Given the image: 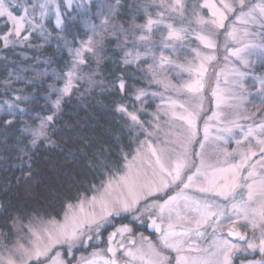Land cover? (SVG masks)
I'll list each match as a JSON object with an SVG mask.
<instances>
[{"label": "rangeland", "instance_id": "374dc122", "mask_svg": "<svg viewBox=\"0 0 264 264\" xmlns=\"http://www.w3.org/2000/svg\"><path fill=\"white\" fill-rule=\"evenodd\" d=\"M118 1L4 0L6 8L12 12L16 19L23 18V29L20 36L16 37L14 33L9 36L10 43L7 46L31 47L34 49V54L18 51L20 60H24L25 63L18 64L0 88V114L26 115L25 112L28 111V108L26 110V103L35 101L34 99L39 95L36 93L35 86L44 85L46 91L39 96L50 105L51 112L44 116H32L37 118L36 122L34 124L25 122L22 131L30 136L31 144H33L34 139L36 141L42 139L51 143L52 141L47 136L49 124L47 117L58 112L59 109L55 107V101L59 99L61 103L62 99L76 87L81 86L85 92L102 88L104 80L99 67L102 44L106 37H111L116 48L120 51L122 61L124 63L128 61L126 64L132 65L138 73L135 77L142 83L140 86H134V98L125 103L128 111L135 112L139 117L142 127L137 126L142 132V136L136 141L133 153L124 157L121 167L115 171V174L122 175L127 170L126 165H131L134 170L142 169L149 154L148 144H152L154 147H165L175 153H182L187 149L188 159L192 166L186 170L185 175H190L195 171V167L200 165L201 157L206 164H212L216 167L226 166L224 163L226 159L229 163H236L239 158L233 159L232 156L226 158L225 152L235 154V150L239 147L236 140L240 139L241 134L236 128H233L232 133L224 132L222 129L232 127L230 121L233 120L244 125L246 129L251 121L244 120L242 117L251 116L256 112L257 107H264L261 104V94L258 91L260 88L259 78L264 77V49L256 47L251 51V54H242L243 60L231 56L230 51L248 43L257 46L264 45V29L259 24H240L235 21L233 16H229V19L225 21L227 27L215 29L213 33L216 48H204L200 41L195 39V35L205 27L200 25L198 20L201 18L211 20V10L204 7V4L213 3L219 8L221 6L220 0H182L185 5L183 17L175 13L166 14L164 24L157 26L151 34V41L142 43L136 40L135 35H133V33L138 32L134 25L146 23L149 15L153 19L158 18L157 14L162 10L159 6L160 0H129V17L125 23H120L116 19ZM250 2L259 3L260 0H250ZM40 5L44 7L41 8ZM64 16L70 20L79 21L84 28L83 37L76 40L65 37L62 30ZM3 18L7 24L4 33L6 35L13 30L14 25L7 16H3ZM49 21L54 23L52 26L57 27L56 31H51ZM167 23L188 30V36L183 41H174L172 42L174 47L169 48L163 47L161 43L162 35L166 34L164 25ZM233 27L237 29L238 41L227 35V32ZM245 30L248 31V36H244ZM89 40L92 42L93 51L91 52L85 50V45ZM50 45L56 49V54L51 55L49 50H46ZM3 46H5L4 40ZM193 48L200 50L202 56L213 55L215 57L210 64L206 65L208 72L204 79V88L197 96L175 91V88L189 79V74L182 71L177 65H186V62L193 60L191 52ZM62 51L66 52L67 60L62 69H59L55 66L54 57ZM78 51L81 53L79 57L77 56ZM161 55L171 60L172 63L160 68ZM80 59H83L84 63H80ZM244 61L247 63L245 64ZM69 73L72 75L69 76ZM27 86L31 88H26ZM66 86L70 87L67 94L63 91ZM214 91H217L221 97L219 106L217 97L213 96ZM140 92H143L144 95L137 100L136 95ZM172 101L183 103L189 111L197 113V134L190 142L187 138L186 125L182 121L172 118ZM177 111L179 114L182 110ZM213 113L217 114L216 118H213ZM157 115L159 120L156 119ZM260 115H264V113L257 114L258 117ZM42 122L46 126L43 128V135L37 137L35 134L40 131ZM130 123L132 124L131 121ZM206 125L209 133L207 140L204 138ZM217 136L222 138L217 139ZM201 144L204 145L203 148L200 147ZM257 171L261 170L258 168ZM246 174V171L242 173V175ZM261 174L264 175V173ZM106 179L107 177L104 180ZM241 182L243 183V181ZM180 187L182 185L179 187L170 185L162 192H154L151 196L140 201L138 211L121 213L115 218L118 220L122 217L125 218L126 215L135 218L141 214H154L163 222V229H166L169 223L167 213H165L164 218H161L158 208H152L150 212H146L144 209L146 206L163 204L169 196L176 195L180 191ZM194 190L188 189L185 192L195 198ZM91 194L90 192L88 195ZM196 194L198 198L202 199L208 196L215 210L222 211L223 215L219 218H211L212 240L208 244L204 242V225L200 229L203 235L198 238V241H193V239L190 241L200 251L188 254L203 257L209 261L221 259L219 256H213L212 253L217 251V245L223 241H229L237 245V248L230 253L231 264H264V253L259 250L262 230L260 228L253 229L247 221L238 218L232 211L233 203H239L247 198V189H237L234 193V200L232 196L225 199L223 196L214 193L202 194L196 191ZM75 203L76 201L73 202V204ZM96 210L99 211V208ZM65 211L66 209L59 218L43 219L62 221ZM191 215L195 216V213ZM113 216L109 217L108 221L112 220ZM31 218L26 221L14 220L11 225V235L0 233V264H7L9 259L19 264L20 255L14 250L18 240L27 243L25 235L27 228L24 227L21 230V225L27 226ZM17 221L19 223H16ZM181 223L188 226L187 220ZM123 226L125 225L116 224L115 229ZM190 226L195 227L194 224ZM231 227L239 228L247 234L244 243L238 244L228 238L226 230ZM177 230H180L179 225ZM127 233H117V241L123 239ZM194 236L195 234L192 237ZM81 239L83 242L78 241L71 247L68 243L53 244L47 254L40 258L41 264H105V261H108L104 251L96 247H89L86 253L75 254L74 250L78 246H84V237ZM91 242L92 240H89L90 245ZM249 243L256 245V247L249 248ZM126 249L158 253V256L153 255L146 257V259H157L161 264H176L177 253L175 250L165 247L161 233L156 241L137 240L135 244L127 245L119 253V262L128 264L130 258L124 254ZM132 264H143V262L136 260L132 261Z\"/></svg>", "mask_w": 264, "mask_h": 264}, {"label": "snow or ice", "instance_id": "6c2138e0", "mask_svg": "<svg viewBox=\"0 0 264 264\" xmlns=\"http://www.w3.org/2000/svg\"><path fill=\"white\" fill-rule=\"evenodd\" d=\"M220 7L216 4L205 3L204 7L211 10L212 19H199L198 23L205 26L195 35V39L200 41L204 48L215 49L216 44L213 41V33L215 29L226 28L225 21L229 16H233L235 21L243 25H257L264 29V0L259 3H252L250 0H220ZM160 8L162 9L156 19L151 15L148 16L146 23L134 25L138 32L133 33L136 40L142 43L151 41V34L156 30V27L164 24V17L168 13H175L181 17L184 15L185 5L182 0H160ZM43 8V5H40ZM43 15V13H41ZM7 16L14 28L12 31L3 36L5 46L10 43L9 36L14 35L19 37L23 29V18L16 19L12 12L8 11L4 0H0V17ZM166 34L162 35L161 43L163 47H174L172 42L183 41L188 36V30L184 28H177L172 23L164 25ZM206 29V30H205ZM227 35L238 41L237 29L231 28ZM248 31H244V36H248ZM27 39V37H25ZM91 40L85 45L86 51H93L91 47ZM264 45L244 44L243 47L235 48L230 51V55L243 60L242 54H251V51ZM193 60L186 62V65H177L182 71L189 74L188 81L182 83L175 88L177 93H188L193 96L199 95L204 88V79L208 72L206 65L210 64L215 57L213 55H201L200 50L193 48L191 50ZM81 53L78 51L77 56ZM80 63H84L80 59ZM126 63L128 61H125ZM163 55L160 56L159 67L163 68L166 64H171ZM246 64L247 61H244ZM243 75L242 73H237ZM72 73H69L71 76ZM70 83V82H69ZM260 88L258 91L261 94V104L264 105V77L259 78ZM119 88L121 92L124 91L125 84L120 82ZM65 94L70 91V87L66 86L63 90ZM144 95L140 92L136 95L139 100ZM213 96L217 97L218 106L221 97L217 91L213 92ZM60 100L55 101V107L59 109ZM171 115L173 119L180 120L186 125L187 138L190 142L196 136V119L197 113L189 111L183 103L177 101L171 102ZM177 110H182L179 112ZM116 111L123 113L131 122V126H141V121L135 112H130L124 105L117 106ZM264 113V107H257L256 112L251 116H243L242 119L251 121L245 129V126L238 123L236 120L230 121L232 127L222 129L224 132L232 133L233 128L239 130L241 137L236 140L239 146L235 150V154L225 152V157L232 156L233 159L238 157L236 163H229L225 160L226 166L216 167L212 164H206L203 157H201L200 165L195 167V171L190 175H185L187 169L192 165L188 159V152L185 149L182 153H175L165 147H154L148 144V156L145 159L144 167L139 170H134L131 165H126V171L122 175H117L112 169H108L106 175L107 179L102 180L99 186L92 185L86 189L84 193L76 197V203H66V211L62 221L56 219L44 220L41 217H32L27 226L21 225V230L27 228L26 237L27 243L17 241L15 252L19 253V264H41L40 258L45 256L49 248L53 244L68 243L71 247L76 242H83L82 237L87 236L92 239L88 233H98L104 223L108 222V218L113 215H120L121 213H133L138 211V205L142 199L151 196L154 192H162L169 188L170 185H177L180 191L176 195L169 196L163 204L152 205L145 207L146 212H150L152 208H158L161 218H164L167 213V220L169 221L166 229H161L156 225L155 220L153 226L157 231L161 232V239L165 247L176 251V264H231L229 259L230 253L237 245L229 241H223L217 245V251L212 253L213 256H219L221 259H214L209 261L203 257L191 256L188 253L199 252L200 249L191 243L193 234L202 236L200 229L213 218H219L223 215L222 211L215 210L214 205L209 203L207 199H196L186 194L185 190L195 189L202 194L214 193L218 196H223L227 199L232 196L235 199L234 193L237 189L246 188L247 198L239 203H233V213L241 219H244L251 225L253 229L260 228L261 238L259 242V250L264 253V115L257 114ZM217 114L213 113V118ZM159 120V116H156ZM53 116L47 117V122H51ZM10 123V121H9ZM45 123L42 122L41 129L35 135L37 137L43 135V128ZM150 135V134H149ZM208 127L204 128V138H208ZM222 137L217 136V139ZM36 143V139L32 141ZM225 143L227 141L225 140ZM143 147V144H141ZM204 147L203 144L200 145ZM139 154V150H138ZM135 159V158H134ZM29 169L31 165H28ZM102 167H107L103 165ZM261 171H257V169ZM246 175H242L243 172ZM25 176L30 178L31 171L25 173ZM243 181V183L241 182ZM91 192V195L87 193ZM259 197V199H257ZM99 208V211L96 209ZM195 213V216L191 214ZM175 218V219H174ZM187 220L188 226L181 223ZM16 223H19L18 221ZM194 224L195 227L190 225ZM179 225L180 230H177ZM131 232V229L126 225L117 229V233L123 234ZM117 233L110 236V240L115 237ZM230 235L239 236L241 240L246 239L245 235L231 231ZM123 247V245H121ZM249 248H255L256 245L249 243ZM109 252L115 257V249L109 247ZM130 259L128 264L132 261L140 260L143 264H161L157 259L147 258L150 256H158V253H145L140 250L126 249L125 253ZM7 264H17L16 261L9 259ZM105 264H118L116 259L105 261Z\"/></svg>", "mask_w": 264, "mask_h": 264}, {"label": "trees", "instance_id": "16d2710c", "mask_svg": "<svg viewBox=\"0 0 264 264\" xmlns=\"http://www.w3.org/2000/svg\"><path fill=\"white\" fill-rule=\"evenodd\" d=\"M128 15L129 0H119L116 19L125 23ZM52 23L49 21V27L54 32L57 27ZM6 28L0 17V88L18 64L25 63L18 51L34 54L31 47L3 46ZM62 30L71 40L84 35L79 21L66 16ZM46 50L56 54L52 45ZM54 58L55 66L62 69L66 52ZM99 67L104 80L102 88L85 92L81 86L76 87L62 99L48 124L51 143L40 139L31 144L30 136L22 131L25 122H36L32 116L51 112L50 105L39 96L46 91L44 85L35 86L39 95L26 103V115L0 114V233L11 235L14 220L26 221L32 216L59 218L67 202H75L92 185L99 186L108 169L115 172L124 157L133 153L142 132L116 109L119 105L126 107V101L134 98V86L142 83L135 77L138 73L132 65L122 61L111 37L103 40ZM121 81L125 84L123 92L119 88ZM28 171L32 173L30 178L25 176Z\"/></svg>", "mask_w": 264, "mask_h": 264}, {"label": "flooded vegetation", "instance_id": "af4514ba", "mask_svg": "<svg viewBox=\"0 0 264 264\" xmlns=\"http://www.w3.org/2000/svg\"><path fill=\"white\" fill-rule=\"evenodd\" d=\"M195 194V198L196 199H202V198H198L197 194H196V190H194L193 192ZM208 202L210 203V199L207 196L206 198ZM203 200V199H202ZM154 214H141L139 216H135L131 217L129 215H126V217H122L119 218L118 220L115 218V216H113L112 220L108 221L106 224H104L98 233H88L89 236H92V240L91 245L89 244L88 241V247L85 248L84 246H78L75 250L74 253L77 254H81V253H86L87 250L89 249V247H96L99 249H102L104 251V253L107 255L108 260H110L109 255L106 252V243H107V239L111 236V234L113 233H117V230L115 229L116 224L120 225V224H124L126 225L128 228L131 229V232H128L126 234V236L123 237V239H121L120 241H117V234L114 237V244L116 246V251H115V258L116 260L119 262V253L127 246V245H132L135 244V242L137 240H146V241H156L159 237L160 234H155L153 232H149L148 228H147V218L149 216H153ZM157 217V219L159 221H161L157 215H154ZM116 219V220H115ZM162 223V230H163V222ZM210 225H211V219L208 221L207 224H205V237H204V242H206L208 244V242H210L212 240V232H210ZM232 229H239V228H234L231 227ZM229 229V228H228ZM241 231V229H239ZM242 232V231H241ZM227 235V234H226ZM87 238V236L84 237V241ZM198 238H200V236H194L192 237L193 241H198ZM229 238V237H228ZM201 241V240H199ZM234 242H237L238 244H240V242H238L237 240H232ZM90 245V246H89ZM121 245H123V247H121ZM207 248V246H206ZM119 263H124V262H119ZM125 264V263H124Z\"/></svg>", "mask_w": 264, "mask_h": 264}, {"label": "water", "instance_id": "95a60500", "mask_svg": "<svg viewBox=\"0 0 264 264\" xmlns=\"http://www.w3.org/2000/svg\"><path fill=\"white\" fill-rule=\"evenodd\" d=\"M114 216L117 217L116 215H114ZM154 220H155V222H156V225H158V226L162 229V223H161V221H159V220L157 219V217L153 215V216H149V217L147 218V228H148V231H149V232H153V233H155V234H160L161 232H160V231H157L156 227L153 226V221H154ZM231 231H235V232L241 233V234L245 235V237H246V239H247V234H246V233L241 232L239 229H232V228H229V229L226 230V234H227V236H228L231 240H237V241L240 242V243H244V242L246 241V239L241 240V239L239 238V236H236V235H230L229 233H230ZM88 241H89V239H88V237H87V238L85 239V241H84V247H85V248L88 247ZM109 247H111V248H113V249L116 250V246H115V244H114V238H112V239L110 240V237H109V238L107 239V243H106V252H107V254H108L109 257H110V260L113 259V258L116 259L115 257H113V254H112L111 252L108 251ZM117 262H118V261H117ZM118 264H124V263H119V262H118Z\"/></svg>", "mask_w": 264, "mask_h": 264}]
</instances>
